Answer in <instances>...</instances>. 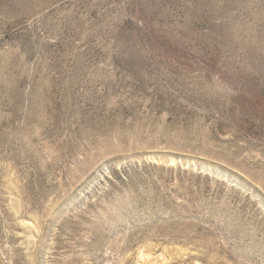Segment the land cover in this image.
<instances>
[{"label": "rangeland", "instance_id": "374dc122", "mask_svg": "<svg viewBox=\"0 0 264 264\" xmlns=\"http://www.w3.org/2000/svg\"><path fill=\"white\" fill-rule=\"evenodd\" d=\"M0 264H264V0H0Z\"/></svg>", "mask_w": 264, "mask_h": 264}]
</instances>
